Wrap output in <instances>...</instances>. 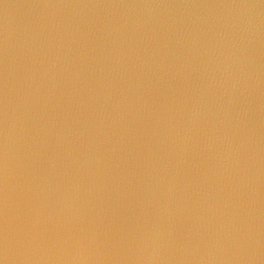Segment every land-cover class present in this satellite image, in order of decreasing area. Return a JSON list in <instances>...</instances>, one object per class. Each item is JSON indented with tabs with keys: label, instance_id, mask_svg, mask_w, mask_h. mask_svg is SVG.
<instances>
[{
	"label": "water",
	"instance_id": "water-1",
	"mask_svg": "<svg viewBox=\"0 0 264 264\" xmlns=\"http://www.w3.org/2000/svg\"><path fill=\"white\" fill-rule=\"evenodd\" d=\"M145 242L264 264V0H0V251Z\"/></svg>",
	"mask_w": 264,
	"mask_h": 264
},
{
	"label": "clouds",
	"instance_id": "clouds-1",
	"mask_svg": "<svg viewBox=\"0 0 264 264\" xmlns=\"http://www.w3.org/2000/svg\"><path fill=\"white\" fill-rule=\"evenodd\" d=\"M33 242L34 237L32 239L25 237L18 241L21 246H28L29 248ZM0 264H9L6 250L0 251ZM12 264H16V262L13 261ZM63 264H91V262L88 256L77 253L71 256L70 259L64 261ZM118 264H165V262L161 259L158 251L154 248H150L147 242H145L135 253L125 257L119 261Z\"/></svg>",
	"mask_w": 264,
	"mask_h": 264
}]
</instances>
